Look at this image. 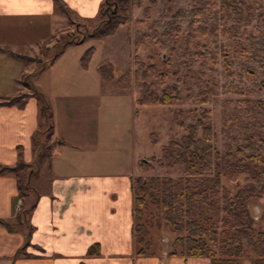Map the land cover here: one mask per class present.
Listing matches in <instances>:
<instances>
[{
  "label": "crops",
  "instance_id": "1",
  "mask_svg": "<svg viewBox=\"0 0 264 264\" xmlns=\"http://www.w3.org/2000/svg\"><path fill=\"white\" fill-rule=\"evenodd\" d=\"M64 1L70 15L62 12L55 0H0L2 165L14 166L20 158L33 164L36 159L34 136L41 118L35 92H42L32 79L29 84L24 79L38 78L58 58H46L52 50L55 53L54 46L58 44L52 47L48 42L52 20L59 18L58 13L68 17L65 24L75 22L72 14L97 15L105 0ZM65 24L63 21L61 25ZM76 27L79 30L81 25ZM37 31L44 32L43 36L37 37ZM86 37L87 34L84 40ZM43 44L47 49L42 57ZM88 49L79 58L80 67L81 57ZM10 51L39 60H25ZM81 69L88 72L90 67ZM20 94L28 95L23 107L6 104ZM137 97L127 112L114 103L110 105L111 115L98 109L97 121L99 125L106 123L105 133L99 125L90 130L84 115L73 112L74 105L61 109L51 104L54 133L47 142H62L57 144L50 166L36 169L31 189L24 197L28 211L22 222L17 220L21 204L24 205L17 178L12 174L0 175V264H211L206 257L164 255L166 250L147 256L137 254L134 187L136 178L143 173L139 165L142 157L135 135L130 141L121 127L127 121L136 124L140 118ZM79 125L82 127L78 129ZM1 221L9 222L16 230L10 231ZM96 244L100 254L88 256L89 249Z\"/></svg>",
  "mask_w": 264,
  "mask_h": 264
},
{
  "label": "rangeland",
  "instance_id": "2",
  "mask_svg": "<svg viewBox=\"0 0 264 264\" xmlns=\"http://www.w3.org/2000/svg\"><path fill=\"white\" fill-rule=\"evenodd\" d=\"M214 1L217 6L212 7L202 18L208 24L222 27L226 15L227 27H230L231 33H221L217 37L207 35L201 40L191 36L189 24L193 18V5L210 6ZM145 8L150 9L147 17L144 15ZM261 13H264V0H156L154 3L152 0H142V7L132 8L131 21L123 25L115 36L95 34L86 37L81 43H72L64 48L63 54L57 56L38 78L27 77L24 83L25 80L31 82L32 79L36 87L44 93L50 107L55 104L62 109L67 104L74 105L73 112L83 114L88 121L86 125L94 130L99 125V108L103 109V113L111 115L110 105L114 103L127 112L131 110L134 98L139 95L134 79L137 69L134 55L136 42L140 41L139 53L142 58L148 61V57L152 55L160 71L167 75L163 82L159 80V90L165 84L178 83L182 97L180 101L170 105L140 106L141 116L136 124L131 121L123 122L121 127L130 141L135 135L142 160H150L154 167L153 171L142 170V177L148 179L152 176H169L176 179L184 176L182 166L168 168L156 161L163 157V145L171 140H180L187 133L185 127L174 121L176 110L183 111L180 118L188 124L197 120L203 108L208 109L215 132L214 144L220 151L224 150L226 142V121L230 135L242 138L253 135L254 153L264 159V20L260 19ZM58 15V19L54 17L52 20L48 35L51 36L48 42L52 43V47L66 33L84 37L99 24V14L88 17L72 14L71 18L75 22L71 24H65L68 17L59 13ZM141 20L143 21L139 23ZM63 21L65 26L61 25ZM77 25H81L79 30ZM63 27L65 29L60 31ZM36 34L41 37L44 32L37 31ZM204 43H208L218 53V63L212 65L211 72L203 80L199 77L196 52ZM174 46L176 51L170 58L171 48ZM90 47H95L96 52L89 71L84 72L79 58ZM45 49L46 44H43L40 48L42 57ZM52 56H55L54 50L46 58L49 60ZM107 62L114 64L115 73V80L109 82L102 78L97 69ZM185 62L191 70L189 76H185ZM128 68L132 71V86L124 90L117 84L116 79ZM251 68L256 72L254 75L249 71ZM206 82L214 87V94L203 104L198 102V94L205 89ZM242 99L253 101L248 105V112L240 111L239 102ZM104 122L105 120L102 124ZM105 125L98 126L102 133L106 132ZM81 127L79 125L78 129ZM154 136L157 143L153 142ZM222 182L234 192L237 184L244 186L250 182V178L242 175L238 182H232L224 176ZM262 186V183L259 184L258 191ZM32 196H36V193ZM23 202L26 207L27 200L24 199ZM149 206L144 211L143 219H136V223L148 224V238L151 242L149 253L166 250L164 255H168L174 248L175 239L184 233L172 232L170 224L162 218V212L155 206ZM250 210L258 222L264 211V194L260 199L251 201ZM257 226L264 227L260 223ZM253 259L252 249L246 246L243 261L252 263Z\"/></svg>",
  "mask_w": 264,
  "mask_h": 264
},
{
  "label": "trees",
  "instance_id": "3",
  "mask_svg": "<svg viewBox=\"0 0 264 264\" xmlns=\"http://www.w3.org/2000/svg\"><path fill=\"white\" fill-rule=\"evenodd\" d=\"M152 1L154 3L156 0ZM55 2L62 12L71 14L64 0H55ZM134 6L141 8L142 0H105L98 15L99 24L87 36L114 35L121 25L131 21V10ZM216 6V1L210 6L193 5V18L189 24L191 36L201 40L207 35L217 37L221 33H231L230 27H227L226 15L222 27L208 24L202 18L206 12ZM149 11V8L144 9L146 17ZM260 19L264 20V13L260 14ZM60 39V42L54 46L53 58L59 56L67 45L80 43L84 37L67 33ZM140 43V41L136 42L134 55V62L137 65L134 79L139 88L136 104L163 106L180 101L182 97L178 83L165 84L159 90V80L163 82L167 75L160 71L152 55L148 57V61L142 58L139 53ZM199 48L196 52L199 61L198 73L204 80L211 72L212 65H217L218 53L208 43H204ZM175 51L174 46L171 48L170 58ZM11 53L25 60H39ZM94 54L95 48L91 47L81 57V67L84 70L89 69ZM184 68L185 76H189L191 70L187 62ZM98 71L105 80H115L114 65L111 62L101 64ZM249 71L253 75L256 73L254 68ZM177 78L179 81V77ZM116 81L121 88L129 89L132 86L131 69H126ZM25 83L29 84V81L25 80ZM213 88L206 82L205 89L198 94V102L207 103L214 94ZM27 96L20 94L12 97L6 104L23 107ZM35 96L40 104L41 126L34 136L37 145L34 163L27 164L20 158L14 166L0 164V175L16 176L19 197L23 199L31 189V180L36 169L45 165L50 166L54 150L57 144L62 142L61 140H54L50 144L47 142L54 133L53 114L45 95L36 91ZM251 103H253L251 99H242L239 102L240 111L248 112V105ZM182 114L183 111L176 110L174 121L185 127L187 133L180 140H171L163 145V157L156 161L159 165L168 168L182 166L184 176L176 179L169 176L136 178L134 187L136 219L142 220L145 209H149V205H152L162 212V218L170 224L172 232L184 233L175 239L174 248L169 252L170 256L206 257L210 259L211 264H264V227L257 226L258 223L264 226V211L257 222L250 210L251 201L260 199L264 194V159L254 153L255 138L253 135L244 138L230 135L231 131L225 121L224 129L227 136L224 150L220 151L214 144L215 132L208 109L203 108L197 120L188 124L180 118ZM153 142L157 143L155 136ZM139 165L144 172L154 170L150 160H140ZM31 167L35 168L33 172L29 171ZM242 175L249 176L250 182L244 186L237 184L234 192L222 182L224 176L232 182H238ZM261 183L263 186L258 191ZM27 211V208L21 204L17 220L22 222ZM1 223L10 231L16 230L9 222L1 221ZM149 234L147 223H136L135 235L139 256L150 255ZM246 246L253 251L252 263L243 261ZM98 254H100L98 244L92 246L87 253L88 256Z\"/></svg>",
  "mask_w": 264,
  "mask_h": 264
}]
</instances>
